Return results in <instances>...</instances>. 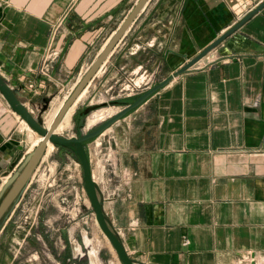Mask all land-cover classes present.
<instances>
[{"label":"crops","instance_id":"1","mask_svg":"<svg viewBox=\"0 0 264 264\" xmlns=\"http://www.w3.org/2000/svg\"><path fill=\"white\" fill-rule=\"evenodd\" d=\"M263 1L147 0L85 87L91 97L85 108L100 104L96 110L115 114ZM137 2L0 0V73L30 110L40 112L45 98L73 90ZM50 50L59 52L44 77ZM146 75L150 87L137 88ZM84 109L81 134L105 120L87 127L96 110ZM20 125L0 92V190L29 152ZM85 145L90 158L108 168L99 193L103 199L112 192L104 209L136 264H264V7ZM59 147L72 163L71 147ZM40 218L42 228L36 222L13 234L42 239L51 250L58 231V264L79 246L88 256L87 228L80 227L69 252L66 233L75 235L74 226L57 228Z\"/></svg>","mask_w":264,"mask_h":264},{"label":"rangeland","instance_id":"2","mask_svg":"<svg viewBox=\"0 0 264 264\" xmlns=\"http://www.w3.org/2000/svg\"><path fill=\"white\" fill-rule=\"evenodd\" d=\"M65 94H68L66 89L61 95L54 94L50 96L48 109L55 98H63ZM90 101L91 97H86L78 104L73 114L72 128L65 130L61 134L81 135L80 125L85 123V118L80 114V111ZM46 111L42 115L38 111L36 115L44 120L43 117ZM20 129L22 130L20 134L24 141V150H28L37 132L30 128H22L21 125ZM69 149L72 151L71 158L73 157L80 162L74 150ZM64 150V148L55 145L54 150L43 157V161L32 175L28 187L25 189L20 200L12 208L5 221L7 222V227L0 237V264H58V258L53 252V245L54 247L56 246L55 239L59 237L58 231L55 234L56 238L54 237L51 240V250L43 248L42 239H36V241L29 240L28 242L20 237V232H27L31 226L37 224L36 222H38L40 228L44 226L45 220L40 218V213H42L44 219H49V221L51 219L50 222L54 223L57 228L60 226H66L67 228L74 226L75 235L70 237L69 232L66 233L67 249L69 252L74 249L68 243H73L74 238H78L76 234L79 233L78 231L82 226L87 228V233H84L85 236L87 235L90 239L92 238L87 250H90L93 246L98 250V259L96 261V258L91 256L90 251H87L88 256H83V258L78 256L75 258L77 255L75 253L74 257H72V254L64 264H94V261L96 264H123L115 249L112 248L113 246L105 237L99 225H97L96 217L95 219L93 218V209L88 195L84 191L83 169L80 172L78 167L75 168ZM39 208L40 211L37 216L36 213ZM37 217L38 219H36ZM77 222H80L81 225H77ZM14 230L20 231L17 233V236L13 234ZM85 242L86 244L89 242H87L86 237ZM57 246L59 245L57 244ZM35 248L39 252H36ZM108 248L113 250L114 257L111 256ZM80 251L86 254L85 249ZM82 259L84 261L81 262Z\"/></svg>","mask_w":264,"mask_h":264},{"label":"water","instance_id":"3","mask_svg":"<svg viewBox=\"0 0 264 264\" xmlns=\"http://www.w3.org/2000/svg\"><path fill=\"white\" fill-rule=\"evenodd\" d=\"M146 2L147 0H138L132 11L128 14V16L126 17L122 25L119 27L116 34L109 41L107 46L93 60L91 65L86 70L85 74L82 76V78L71 91L68 98L65 100L63 107L54 123V127L59 122L66 109L73 104L78 95H80V93L87 86L94 74L98 71L103 61L106 59L107 55L117 44L125 30L129 27V25L138 15V13ZM263 7L264 1L261 2L255 8H253L250 12H248L241 20L232 25L227 31H225L218 38H216L201 52L189 59L178 70H176L175 72H173L151 88L147 89L133 102L127 103L121 110H119L115 114H112L108 118H105V120H103V122L98 127L90 131H86L79 136L57 134L56 132H54L53 129L47 128L43 120L28 108L25 102L19 97L14 87L0 73V92L3 94L10 107L23 120H25L33 130H35L37 133L41 134L44 137V139L38 145H36L32 151L27 152L22 157L18 166L14 169L13 172L10 173L9 177L4 182L0 190V229L4 225V222L8 218L12 208L20 200L25 189L28 187L32 179V175L34 174L35 170L37 169L46 152L47 142L52 141L57 146L71 147L75 151L82 165L84 187L100 229L110 241L111 245L115 249L118 257L123 262V264H136L135 259L130 256V254L126 250L122 239L110 223V220L105 212L104 202L99 193L98 183L93 177L92 164L85 143L101 135L107 128H109L116 121L124 117L129 111L141 105L152 94L167 85L175 76L183 74L189 69H191L204 56H206L210 51L216 48L227 37L232 35L237 29H239L246 21H248L255 13H257ZM49 104L50 99L45 98L44 103L39 112L40 115H42L48 109ZM98 108H100V104H90L84 109V113L88 114L92 110H96Z\"/></svg>","mask_w":264,"mask_h":264},{"label":"bare ground","instance_id":"4","mask_svg":"<svg viewBox=\"0 0 264 264\" xmlns=\"http://www.w3.org/2000/svg\"><path fill=\"white\" fill-rule=\"evenodd\" d=\"M100 71V69H99ZM72 89V87H71ZM70 90V88H69ZM71 91V90H70ZM88 87L85 88L80 95H78V97L75 99V101L73 102V104L71 106H69L66 111L64 112V114L62 115L61 119L59 120V122L56 124V126L54 127V123L63 107V104L65 102V100L68 98L69 95H65L63 98H55L53 103H51V107L46 111L45 115H44V124L47 128H51L54 130V132H56L57 134H61L62 132H64L65 130H68L69 128H72V118H73V114L78 106V104L80 102H82L84 100L85 97H87L86 95L88 94ZM112 114V109L109 108H101L99 110L94 111L93 113H91L88 118H87V127L92 126L94 123L104 119L107 115ZM22 126L23 127H28L30 129H32L28 123L22 119ZM33 130V129H32ZM36 133V132H35ZM44 139V137L39 134L36 133V136L34 137V139L32 140L31 146L29 148L28 151H31L36 145H38L42 140ZM55 148V144L52 141H48L47 142V148H46V152L44 154L43 157H45L46 155H48L49 153H51ZM96 223L98 225V222L96 220ZM86 240L88 242L87 245H89L91 243V239L86 235ZM106 237V236H105ZM107 238V237H106ZM108 239V238H107ZM110 242V241H109ZM113 248V247H112ZM79 251L81 250V247H78ZM90 254L92 257L96 258L95 261L98 259V250L96 248L91 247L90 249ZM93 259V258H92ZM94 261V260H93ZM94 261V264H96Z\"/></svg>","mask_w":264,"mask_h":264},{"label":"built area","instance_id":"5","mask_svg":"<svg viewBox=\"0 0 264 264\" xmlns=\"http://www.w3.org/2000/svg\"><path fill=\"white\" fill-rule=\"evenodd\" d=\"M58 50H50L47 54V57H46V61H45V64L42 66L41 68V74L45 77V76H49L50 74V69H51V59L54 58L56 55H58ZM151 80V77H148L147 75L142 79L141 82L137 83L136 86L137 88H143V89H146L148 87H150L151 83H150ZM29 86L31 88L34 87V83L31 82L29 84ZM69 93H71V91H68V94L66 95H69ZM33 112V110H31ZM105 119V118H104ZM97 147H100V149H98V151L96 152V155H98L100 152H101V143H97L96 144ZM90 161H91V164H92V169H94V166L97 167V172L95 173L93 170H92V173H93V177L94 179L96 180V182L98 183V185L100 184L101 186L105 185V184H108V181H109V178L106 177V170L108 169L106 167L105 164H102V162L99 163V161H96L94 162L92 158H90ZM99 163V164H98ZM72 164L74 165L75 168H79L80 172H82V166L80 164V162H78L77 160H72ZM129 180V178H128ZM84 190V188H83ZM86 192V190H84ZM112 194V192H109L103 197V202L106 201V199H108L110 197V195ZM106 214H108L107 211H105ZM92 215H93V218L95 219V213L94 211L92 212ZM82 250V249H81ZM84 252H81V251H78L77 252V255L75 256L76 257H83L84 256Z\"/></svg>","mask_w":264,"mask_h":264}]
</instances>
